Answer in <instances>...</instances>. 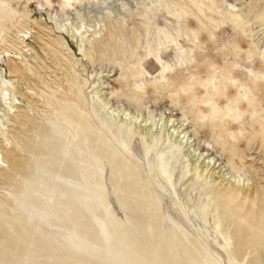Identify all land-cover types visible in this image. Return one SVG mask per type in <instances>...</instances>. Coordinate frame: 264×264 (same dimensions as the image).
<instances>
[{
  "label": "rangeland",
  "instance_id": "obj_1",
  "mask_svg": "<svg viewBox=\"0 0 264 264\" xmlns=\"http://www.w3.org/2000/svg\"><path fill=\"white\" fill-rule=\"evenodd\" d=\"M77 21L85 53L57 27ZM125 85L145 102L114 97ZM4 91L22 103L3 119L21 167L0 165V264H264V232L236 217L242 200L203 186L164 139L148 145L111 114L149 119L153 134L168 131L157 124L164 116L230 175L232 160L237 181H249L243 194L257 197L249 221L258 220L264 0H0Z\"/></svg>",
  "mask_w": 264,
  "mask_h": 264
},
{
  "label": "bare ground",
  "instance_id": "obj_2",
  "mask_svg": "<svg viewBox=\"0 0 264 264\" xmlns=\"http://www.w3.org/2000/svg\"><path fill=\"white\" fill-rule=\"evenodd\" d=\"M65 3L67 7L72 8L75 4V0H65ZM80 23L79 22L78 24L75 23L74 24L75 26L72 29L66 28V26L63 25L62 23L57 24V27H58V30L69 34L73 40H76L79 51L81 53H85L87 49V45L83 43V34H82L83 25ZM65 47L67 50L71 51L68 45H66ZM24 64L27 65V62L25 61ZM28 70L29 72H31L32 76H35L32 69L30 71V69L28 68ZM11 87L14 90L17 89L12 84H11ZM153 87L157 89V86L155 87V85H153ZM126 88H129V85H125V87L121 86L120 88L115 89L114 92L117 91V93L114 94V97H116L117 99L126 98L128 100H131L133 104L137 107L143 104V102H145L146 94H142L139 96L135 94H129L128 90L127 91L125 90ZM4 92L5 94L3 93L0 94V115L3 117V118L0 117V134L5 139V145L3 146L0 144V165L6 162V163H9L10 168L13 169V168L21 167L19 164L20 155L17 154L18 150L15 147L16 146L15 141L10 136V133L8 132V127L5 124L3 119L6 118L7 121L10 122L12 120L11 116H14L15 113L17 112L16 110L18 107H15V106L16 105L20 106L22 105V103L20 102V100L18 99L15 93L8 92V91H4ZM167 95L171 103H174V99L172 95L170 93H167ZM107 106H109V103H106L105 107L107 108ZM216 107L217 105L213 104L211 108H216ZM89 110H92V109L89 108ZM146 110H148V106H146ZM121 112H123V116L119 117ZM111 114H112V118L114 119V122L116 121L117 123L122 124L121 126H127L128 124H131L132 126L137 127L139 129L140 138L144 140L148 145H151L153 140L160 142L162 139H164L168 144L171 145V148H175L176 150L175 154H176L177 160L183 161V165H185V167L189 170V172L197 176L199 183L201 182L202 185L203 184L209 185L210 189H212L215 185H217L219 188L223 190V192L227 190L231 191L230 192L231 194L228 195L231 202L236 201V200H242V203L239 206V213L238 215H236V217H238L242 222L248 223L251 226L252 233L255 236H258L260 235V233L264 232V211L261 212V215L258 217V220L253 221L252 219L251 222L249 221L250 218L248 214H252L253 218H255L254 207L256 205L257 197L252 198L251 200L250 196H245L243 194V191H242L243 189L239 186V184H242L243 186L249 185V181L245 178H242L241 180L237 181V177H236L237 174L234 175L237 171L236 170L237 166H234V163L232 162V160L228 161V164L230 168L232 169V173H233L232 175H230L227 173V170L221 166V164L217 165L215 159H209L207 154L201 155V154H197L195 151H192L191 147L189 146L190 142H189V139L187 138V134L184 133L185 130L181 128L174 129L173 125L168 126L167 123L171 124L172 120L166 121L164 116H161V118L158 119L157 124L163 123V125H166V127H169L168 131L163 134L161 131L159 132L158 131L159 129H158L156 130L157 132L153 134V130L151 126L149 125V119H146V120L143 119L141 122H139L141 119L140 117H136V116L130 117L131 114H127V112L121 111L118 109H114L111 112ZM14 117H18V116H14ZM211 132H212V135L215 136L219 140L218 143L221 144L222 143L221 141L224 137L223 127L214 126L211 129ZM185 140L187 141L184 142ZM106 146H108V144ZM221 148L223 151H225L224 145ZM104 156L108 158L112 157L111 150L109 148H106L104 150ZM112 159H113L112 162H115V163L117 162L116 155ZM133 159L134 157L132 156V160ZM238 163H239V159H237V164ZM168 171H169L168 169L163 167L164 175L168 178L169 184L175 187L173 176L171 174H168ZM236 183H238L237 186L235 185ZM203 192L205 194L206 192L205 189ZM147 194L149 197L150 194L148 191H147ZM249 200L251 204V208H249V212L244 213V214L240 213V211H243V205H245V203L248 202ZM201 204L204 205L205 203H201ZM214 206L215 205L212 204L210 208ZM213 215H214V210L210 212V216H213ZM223 222L224 221L220 218L217 224L219 228L223 225ZM260 240L262 241V238H260L259 241ZM263 245H264V240L262 241L261 244H259V248H258V251L260 250L259 252L263 253ZM260 256H262V254H260ZM242 264H248V263H242Z\"/></svg>",
  "mask_w": 264,
  "mask_h": 264
}]
</instances>
